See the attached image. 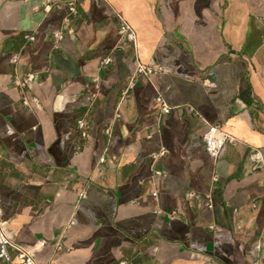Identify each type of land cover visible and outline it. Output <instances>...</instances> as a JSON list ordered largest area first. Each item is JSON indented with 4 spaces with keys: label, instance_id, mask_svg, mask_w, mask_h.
Returning a JSON list of instances; mask_svg holds the SVG:
<instances>
[{
    "label": "crops",
    "instance_id": "0c3cea01",
    "mask_svg": "<svg viewBox=\"0 0 264 264\" xmlns=\"http://www.w3.org/2000/svg\"><path fill=\"white\" fill-rule=\"evenodd\" d=\"M66 6L0 0V209L16 243H44L37 264H253L264 241V166L251 158L264 148V0H77L73 35L56 48ZM120 18L136 51L120 45ZM137 61L168 74L135 79L123 98ZM27 73L39 107L15 85ZM211 125L238 140L218 161L203 140ZM154 169L165 175L157 198Z\"/></svg>",
    "mask_w": 264,
    "mask_h": 264
},
{
    "label": "built area",
    "instance_id": "2783aa9c",
    "mask_svg": "<svg viewBox=\"0 0 264 264\" xmlns=\"http://www.w3.org/2000/svg\"><path fill=\"white\" fill-rule=\"evenodd\" d=\"M32 1V0H29ZM51 5L48 4L46 9H51ZM67 10L68 15L64 21V28L62 31L54 33L55 47L59 48L61 42L65 39L67 35H73V30L70 28V21L73 17L78 14L77 10V0H67ZM119 36H120V45L132 47L135 51L137 49V34L132 26L124 19L120 18L119 23ZM29 40L35 41V36H29ZM15 65H19V57L15 56L12 60ZM111 64V59H106L102 62V67L105 68ZM156 73L168 74V71L164 68L157 67L154 64L142 65L138 61L136 62V73L135 76L129 81L127 88L123 91V98L128 97L130 92L134 87L135 79H146L150 81L153 75ZM15 85L25 90V95L23 98V105L31 108L32 105L39 107V102L35 97H29L30 92L36 85V74L27 73L23 77L20 75L16 76ZM66 102H70L72 99L63 98ZM155 103L160 107V115H168L172 111L164 98L157 96L155 98ZM122 115L119 112L117 118H121ZM77 127L81 131L83 138L89 137V126L85 118H80L77 121ZM107 134H110V130L106 131ZM149 137V136H148ZM203 140L206 144L207 151L209 155L216 161L220 160L226 153L227 147L229 144H236L237 139L225 132L218 125H211L207 132L203 136ZM167 153L166 149H162L160 152L152 154L151 158L156 162L160 157L164 156ZM252 160L256 163L257 168H262L264 166V148L256 149L251 156ZM106 159L103 157L100 159L101 163H104ZM165 175L154 169L153 171V182L156 185V189L152 192V195L157 198L159 194V187L164 182ZM215 182L219 181V175H215ZM80 200H84L86 195L85 193L81 194ZM190 201L199 200L201 196H198L195 193H190L187 195ZM207 199L209 200V207L213 209L212 196L208 195ZM215 227L213 226V229ZM44 247V243L40 245V248ZM38 245L35 247L22 246L16 243L13 233L8 229V223L2 219V211L0 209V262L4 264H37L36 254L39 249ZM55 249L58 253L65 252V249L61 242L55 244ZM264 249V241L260 240L255 242L250 248V255L253 259V264H261V253ZM126 264V263H121Z\"/></svg>",
    "mask_w": 264,
    "mask_h": 264
}]
</instances>
